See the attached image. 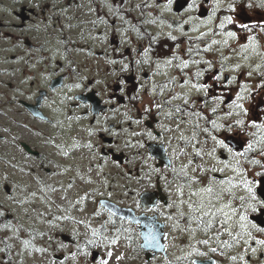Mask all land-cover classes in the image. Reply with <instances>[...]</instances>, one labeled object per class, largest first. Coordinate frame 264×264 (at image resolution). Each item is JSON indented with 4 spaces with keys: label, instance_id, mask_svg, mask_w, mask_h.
I'll use <instances>...</instances> for the list:
<instances>
[{
    "label": "flooded vegetation",
    "instance_id": "flooded-vegetation-1",
    "mask_svg": "<svg viewBox=\"0 0 264 264\" xmlns=\"http://www.w3.org/2000/svg\"><path fill=\"white\" fill-rule=\"evenodd\" d=\"M187 2L190 3L191 0ZM157 3L160 4L159 7ZM164 3L166 0H0V139L5 141V133L9 134L21 153L13 155L6 149L5 156L0 157L1 169H6L10 160H13L16 165L9 167L23 171L21 165H27L25 160H30L35 162L37 168H45V171L52 174H62L65 169H72L78 174L79 165L85 163L91 166L102 161L113 165L118 163L127 172L136 191L131 200L133 204L127 206H131L137 214H154L147 209L157 208L155 214L162 222L163 234L167 238L171 236L179 244L187 245L188 234L173 231L172 222L165 219L170 211H174L166 205L175 199V193L174 186L167 185L163 177L172 179L167 165L170 161L177 168L182 163L186 164L191 148L187 149L189 156L176 158L172 155L173 149L180 145L178 134L162 131V126L175 128V122L166 119L163 114L170 111L167 105L161 111L155 104H163L171 95L190 93L192 99L197 101V106L201 107L200 101L204 94L191 89L190 85L181 87L180 84L186 77L178 69L165 66L158 57H170L175 52L188 58L185 55L187 40L175 27L169 28L168 25L174 21H183L189 16L206 18L211 0H197L202 7L192 11H184L186 0H174L172 12L164 10ZM109 4L113 5L112 10L109 9ZM145 4L148 7H144ZM201 13L204 15H200ZM153 19L156 23L145 22ZM125 21L129 23L126 24ZM193 23L198 26L199 20L190 21L184 26L189 37L199 34L189 31ZM132 25L141 33L158 37L157 43L152 45L155 52L152 59L160 64L159 68L155 63H136V60L143 59L139 53L148 46V36L141 38L132 30ZM169 32L179 39H167ZM176 44H180L179 49L175 47ZM218 47L213 45L211 54L201 52L204 59L212 60L213 72L219 70L221 56H228L217 51ZM207 55L210 56L206 57ZM227 61H224L226 68ZM200 67L206 65L202 64ZM196 68L197 66L192 65L187 69L188 75L191 76ZM225 76H230L228 71ZM169 78L176 80L174 88L169 84V90H165L163 94L159 90L153 92L154 85L165 83ZM205 81L212 83L208 73L200 80L201 83ZM77 84L80 87H75ZM212 94H219V86ZM255 98L262 100L258 104L264 106V92ZM95 100H99L101 105L97 112L92 109ZM172 104H182V101L173 100ZM213 106L209 101L208 107L202 110L206 115H211L209 110ZM145 108L151 111L145 112ZM222 114L218 112V115ZM137 120L140 123H136ZM200 124L201 127L205 126L203 120ZM19 126L30 130L29 136H25L23 131L15 132V127ZM181 128L185 136L191 135L190 123ZM149 131L156 139L147 135ZM226 135L227 142L237 150H242L247 142L241 131L234 130ZM204 138L201 135V142ZM89 142L93 144L91 150L84 147ZM74 144H79L80 147H74ZM211 144L209 140V146ZM43 145L50 146L48 151ZM63 151L68 152V155H63ZM249 155L264 160L258 153ZM196 163L200 161L197 160ZM45 164L50 167H44ZM242 167L247 169L245 162H242ZM252 167L253 173L249 175L254 177V173L260 169ZM32 169L35 170V167ZM151 169H159V173ZM81 172H84L82 167ZM148 175L151 176V181L147 178ZM223 175L230 176L232 172L226 169ZM3 185H9L6 197H11L12 184L6 177ZM13 186L20 193V184L16 182ZM134 190H130V193L133 194ZM143 192H150L153 196V207L143 208L140 200ZM238 194L244 193L240 191ZM25 195L32 196V193L28 190ZM96 197L98 206L101 198L115 201L109 195L98 197L95 192L94 198ZM15 199L19 205L28 201L26 198H12L11 202L15 203ZM89 205L93 206V201ZM0 209H8L6 199L2 197ZM184 211L187 213L186 207ZM252 215L258 223L264 224V215ZM5 217L9 223L12 215L7 214ZM131 227L134 229L132 236L139 237L138 224L132 223ZM87 230L91 233L90 228ZM78 232V229L73 228L71 233L61 232L60 238L48 236L45 242L47 259L44 264H61V261L63 264H72L75 261H70L73 253L76 257H83L84 252L88 251L85 242L93 237L88 238ZM197 238L203 237L198 234ZM2 242L5 243L4 239ZM62 243L66 247L61 248ZM77 245L80 246L79 250ZM241 251L242 249L237 248L230 254ZM211 255L220 264H230L227 256ZM1 257L4 259L7 254L3 253ZM262 262L257 257H252V264Z\"/></svg>",
    "mask_w": 264,
    "mask_h": 264
},
{
    "label": "snow or ice",
    "instance_id": "snow-or-ice-1",
    "mask_svg": "<svg viewBox=\"0 0 264 264\" xmlns=\"http://www.w3.org/2000/svg\"><path fill=\"white\" fill-rule=\"evenodd\" d=\"M204 2H207V0H204ZM173 3L174 0H166V3L163 4L164 10L172 12ZM157 6L159 7L160 4L157 3ZM222 6L224 14L218 15L222 10ZM108 7L112 10L113 5L109 4ZM116 7L118 8L119 5ZM144 7H148V5L145 4ZM199 7H202V4H198L197 0H191L190 3L186 0L184 11L196 10ZM238 7L240 10L244 8L264 10V0H211V8L206 18L201 19L189 16L183 21H174L168 25L169 28L175 27L181 36L187 40L188 46L185 49V55L188 58L185 59L175 52L170 57L167 55L158 57V60H162L165 66L178 69L179 73L186 77V79L182 80L181 87L190 85L191 89L204 94V98L200 101L201 107L197 106V101L192 99L190 93L171 95L163 104H155V107L161 111L167 105L170 111L163 114L166 119L175 122V128L162 126V131L178 134L177 138L180 141V145L173 149L172 155L176 158L189 156L187 149L191 148V155L186 164L182 163L177 168L170 161L167 165L171 170L172 179L169 180L167 177H163L167 185L174 186L175 193V199L166 205L168 209L174 211H170L165 219L172 222L173 231L179 230L189 236L186 245L188 251L176 258L182 264H220L219 261L212 259L211 254H218L221 257L227 256L230 264H252V257H257V259L264 261V224L258 223L252 215H264V160L249 155L250 153H258L260 157H264V106L255 104L254 110L252 107L255 97L264 92V70H262L264 69V45L259 43L257 35V32L264 34V16L258 17L254 21L238 20L236 18ZM119 18L123 19L122 16ZM194 20H199V26L208 28V31L201 32L199 26L193 23L190 25L189 31L199 34L195 37H189L184 26ZM145 22L156 23V20ZM125 23L129 22L125 21ZM131 27L141 38L145 35L148 36V46L144 47L139 53L143 59L136 60V63L149 65L155 63V66L159 68L160 64L152 59L153 55H155L152 45L157 43L158 37L141 33L135 25ZM242 34L244 42L238 44V50L231 49L230 41H240ZM208 36H220L221 39L213 38L210 43L205 42L203 48H201V42ZM167 39L177 41L179 37L169 32L167 33ZM213 45L219 46L217 51L223 48H230L245 62L249 61L253 56L259 57L260 63L255 64L254 67L249 65V70L245 73L249 78H252L254 74L259 78L255 85L253 86L250 81H238L236 75L225 76L226 71L239 72L244 66L237 62L231 69L226 68L224 61L229 59L228 56H221L219 70L213 72L214 65L212 60L204 59L201 56V52L212 51ZM175 47L179 49L180 44H176ZM194 56L200 58L193 59ZM202 64L206 65V67H200ZM192 65L197 66V68L189 76L186 70ZM125 68H127V65H125ZM205 73L209 74V79L212 83L207 81L200 82ZM169 84L174 88L176 80L169 78L165 83L154 85L153 92L159 90L163 94L165 90H169ZM217 86H219V94H212L216 92ZM75 87H80V85L77 84ZM173 100H181L182 104L173 105ZM209 101L214 106L209 110L211 115H206L202 109L208 107ZM224 109L226 111H223ZM149 111L151 109L145 108V112ZM219 111H222L223 114L218 115ZM253 111L255 118H252ZM233 117L235 119H232ZM201 120L205 122L204 127H201ZM136 123H140V121L137 120ZM189 123L191 124L192 132L191 135L185 136L181 126ZM249 128L256 131L247 133L251 139L246 142L242 150L235 149L227 142V133L236 129L246 131ZM104 130L108 131V129ZM258 133L259 136L257 138ZM89 134L91 135L92 133L90 132ZM135 135H141V133H135ZM147 135L152 139H156V136L151 131L147 132ZM201 135L205 137L203 142L200 139ZM209 140L212 142L211 146H209ZM73 146L80 147L79 144H74ZM139 146L143 147V144ZM57 147L60 146L57 145ZM84 147L91 150L93 149V144L89 142ZM62 154L67 156L68 152L63 151ZM197 160L200 163H196ZM242 162L258 166L260 170L254 173V177H259L260 179L250 176L248 170L242 167ZM114 163L116 162L114 161ZM217 165L222 166L218 167ZM117 167H119L118 163ZM189 169H191V172ZM226 169L230 170L232 175H223ZM65 171H68V169H65ZM151 171L159 173V169H151ZM147 178L151 181L150 175ZM81 179L83 180L84 177H81ZM86 182L89 184L93 183L91 179ZM104 183H107V181H104ZM48 187L52 192L57 191L54 187ZM71 187L72 184L69 183L68 188ZM240 191L244 194H238ZM32 195L35 196V193H32ZM108 195L110 197L111 192ZM125 195H127V192H125ZM87 197L88 193L81 199H87ZM76 203L78 204L80 201ZM104 206L103 204L101 205V207ZM185 207L188 210L187 213L184 211ZM147 210L152 211L155 218V213L158 209L150 208ZM61 211H64V209H61ZM110 214L115 216V210L110 208ZM3 215L4 213L0 211V216ZM93 215L99 216L101 213L96 211ZM54 219L71 220L73 218L64 215L56 216ZM120 220L126 221V218L121 216ZM111 222L115 224L114 220ZM126 222L129 227L117 228L110 236L102 235L95 228L92 229L93 238L85 242V248L94 249L99 247L104 249L102 255L98 253L97 256L93 257L92 264H110L114 256L113 246L118 245L121 235L130 233L133 222L139 223V221L135 220V217ZM78 223H84V221H78ZM155 223L158 225L159 221L156 220ZM3 227L9 228L11 225L6 222ZM102 229L104 231L107 230L104 225H102ZM198 234L203 238L198 239ZM40 235L43 234L41 233ZM97 236H100L99 244L94 239ZM161 237L167 239L162 230L154 229L150 231L144 238V243L140 246L141 250L147 248L166 253L167 248L160 242ZM125 239L131 240L132 237L127 235ZM22 243L25 248L32 245V241L27 239L23 240ZM7 247L10 248L11 245H7ZM60 247L64 248L66 245L62 243ZM77 248L79 250L80 246L77 245ZM237 248L242 249V251L230 254ZM204 249H207V251ZM4 250L0 249V252ZM35 251L47 252V249L36 248ZM84 255H91V252L85 251ZM72 258H76L75 253L72 254ZM155 258V251H153L151 259ZM124 259L123 255H115L117 264ZM165 259L167 260V256H165ZM4 264H7V261H4ZM61 264H63V261H61ZM145 264H151V260H146ZM168 264H173V262L168 260Z\"/></svg>",
    "mask_w": 264,
    "mask_h": 264
},
{
    "label": "rangeland",
    "instance_id": "rangeland-1",
    "mask_svg": "<svg viewBox=\"0 0 264 264\" xmlns=\"http://www.w3.org/2000/svg\"><path fill=\"white\" fill-rule=\"evenodd\" d=\"M223 14L224 12L222 6V10L220 13H218V15ZM262 16H264V10L258 8H244L243 10H240L238 7V14L236 18L242 21H254L258 17ZM199 28L202 29L201 32L208 31V28L206 27L199 26ZM257 35L259 38V43L264 45V34L257 32ZM213 38L218 40L221 39L220 36H208L204 41L201 42L200 45L203 47L205 42L210 43L211 39ZM243 42L244 40L242 34L240 41H230L231 49L238 50V44ZM223 50L227 52V48L226 50L223 48ZM212 52L213 48L212 51L207 52L206 54H211ZM209 56L210 55H207L206 57ZM237 62L244 66L239 72L228 71L229 74L236 75L238 81H250L254 86L259 78L255 74L252 78H249L245 75V73L249 70V65L254 67L255 64L260 63V58L253 56L249 61L245 62L240 59L239 55L231 51L227 61L228 69H231ZM258 102L259 101L255 99V102L252 106L253 110L255 109V104H258ZM219 113L223 112L219 111ZM252 118H255L254 111ZM232 119H235V117ZM21 127L22 126L15 127L14 131H17V133H21L23 131L25 136L27 134L29 136L30 130H28V132L25 129H21ZM236 131H239V129H236ZM254 131L256 130L251 128L247 129L246 131H242L245 134L246 141L251 139L247 133ZM5 136V141L0 139V157L5 156L6 149L10 150L13 155H20L21 153L18 152V147L13 144L15 142L10 139L11 136L6 133ZM258 136L259 133L257 134V138ZM23 138L25 137L23 136ZM43 147H45L47 151L48 148H50L49 145H43ZM25 163L27 165H21V169L23 171L14 170L13 168L9 167L16 165L13 160H10V164L6 167V169H1L2 161L0 158V198L3 197L6 199V204L8 207V210L5 212L2 209L0 210L5 215H12V223H9L11 227L0 228V249H5L3 252H0V264H4V261H7V264H44V261L47 259V252H38L35 251V249L45 248V242L47 241L48 236L52 235L53 237L60 238L59 235L61 232L71 233L73 228L79 230L78 234L86 235L89 238L92 237L93 228L99 230L102 228V225H104L106 226L107 230H99L101 234L105 236L112 235L117 228H120V224L115 223L113 226L111 221L117 220L114 216H111L109 212L104 211L102 207L98 206V199L97 197L94 198L95 192L98 197L107 196L108 193L111 192L110 197L115 199V201L117 200L119 203L126 205L133 204L131 200L136 195V191L133 188L132 180L129 178L124 168L117 167V165H113L110 162H96L94 166H91L89 163H85L82 166L79 165L80 172L78 174L74 173L72 169H69L68 171L64 170L62 174H58L57 172L52 174L45 171V168H37L34 161L25 160ZM246 165L248 173H253L252 169L254 167L247 163ZM33 166L35 167V170L32 169ZM44 167L50 166L45 164ZM81 167L84 168L83 173L81 172ZM4 175L6 180L12 184L13 195L11 197H6V192L3 190L2 185L3 180H5ZM81 177H84V179L82 180ZM89 179H91L93 183H87L86 181ZM104 181H107V183H104ZM16 182H18L21 186V189L19 190L20 193H18V191L14 188L15 186H13L16 184ZM69 183L72 184L71 188H68ZM48 186L56 188L57 191H50ZM28 190H30L31 193H35V196L25 195ZM130 190H134V193L131 194ZM125 192H127V195H125ZM86 193H88L87 199H81ZM12 198H21L22 200L26 198L28 201H25L22 205L18 206L17 204L11 202ZM77 201H80V203L77 204ZM92 201L93 206L89 205L92 203ZM61 209H64V211H61ZM96 211H100L101 215H93V213ZM64 215L70 216L73 219H54L56 216ZM78 221H84V223H78ZM125 226L129 227L127 224H125ZM81 228L83 229L81 230ZM88 228H90L91 233L87 230ZM41 233L43 235H40ZM127 235H130V233L121 235L118 245L113 246L112 250L114 252V256L110 261V264H117L115 261V255H123L125 257V259L120 261L119 264H131V262H133V264H137L138 258L145 262L143 256L141 257L140 253L134 252L133 245L135 243L125 239V236ZM2 238L8 240L7 245H11L9 250H7L6 245L2 242ZM25 239L32 241V245L28 248H25L22 243V241ZM95 239L99 244L100 236L95 237ZM166 248L169 254L167 255V260L165 257L159 254L156 255L155 259H150L151 264H168V260H171L173 264H177L175 263L176 258L182 250L179 245L175 243L173 238H171V236L166 240ZM95 249L98 250L101 255L103 254L104 249L99 247ZM185 251H188V249H183V253H185ZM3 253L8 254V257L3 259L1 257ZM73 260L75 261L72 264H92L90 255H84L83 257H80L79 255L75 259L71 257L70 261ZM261 264H264V261Z\"/></svg>",
    "mask_w": 264,
    "mask_h": 264
},
{
    "label": "water",
    "instance_id": "water-1",
    "mask_svg": "<svg viewBox=\"0 0 264 264\" xmlns=\"http://www.w3.org/2000/svg\"><path fill=\"white\" fill-rule=\"evenodd\" d=\"M93 107L94 110L96 111V108L98 107V102L94 101L93 102ZM96 107V108H95ZM27 150H29L26 147ZM30 151V150H29ZM142 199V204L144 206H148V204H151L150 200L151 196L149 193H143V196L141 197ZM102 203L110 210V208L112 210H115L116 215H118L119 217H125L127 219L132 220L133 217H135V220H140L141 221V225H140V231H141V237L143 239V242L141 244L144 243V238L148 235V233L154 229H159L161 230L162 228V223L159 222L158 225H156L155 221H156V217L154 218V216L151 217H147V218H140V217H136L134 216L133 210L131 208H126V207H122L119 206L117 204L114 203H109L108 201H102ZM160 242L163 244L162 239H160ZM145 253H146V259H148L150 256H152L153 251H155V253L159 252L158 250H153V249H144Z\"/></svg>",
    "mask_w": 264,
    "mask_h": 264
},
{
    "label": "trees",
    "instance_id": "trees-1",
    "mask_svg": "<svg viewBox=\"0 0 264 264\" xmlns=\"http://www.w3.org/2000/svg\"><path fill=\"white\" fill-rule=\"evenodd\" d=\"M1 219V218H0Z\"/></svg>",
    "mask_w": 264,
    "mask_h": 264
}]
</instances>
